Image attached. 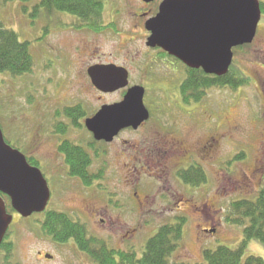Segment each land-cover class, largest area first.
I'll return each mask as SVG.
<instances>
[{
    "label": "rangeland",
    "instance_id": "rangeland-1",
    "mask_svg": "<svg viewBox=\"0 0 264 264\" xmlns=\"http://www.w3.org/2000/svg\"><path fill=\"white\" fill-rule=\"evenodd\" d=\"M138 6V0H107L104 17L109 18L111 8L124 11ZM34 10L33 7L28 11L23 10L20 0H0V19L17 32L22 41L29 42L34 60L33 68L26 74H1L0 126L12 147L27 157L30 155L42 161V172L53 190L49 206L60 209L58 200L62 184L70 176L54 170L61 167L57 154L59 136L53 134L56 111L80 102L86 108L84 101L97 106L120 99L119 92L108 96L98 94L87 75V68L99 61L123 63L133 70V80L140 81L144 70L139 69L142 65L130 63L129 51L134 46L132 54L136 50L139 57L146 58L142 50L145 38L135 39L132 46L127 42L136 37L128 36L130 33H127L128 26L125 24L119 26L125 32L122 36L108 27L96 36L97 32L74 26L73 16L67 13L55 12L48 16L42 11L38 16ZM124 18L128 19L127 15ZM262 24L256 41L250 46L240 47L234 59L235 70H241L250 78V82L236 90L210 89L200 100L193 96L194 100L190 102L193 104L187 108L191 118L185 120L183 132L178 135L184 141L189 139L190 147L202 146V157L197 155V158L202 162L208 179L202 185V206L182 205L178 208L176 204L155 203L146 207L144 210L149 208L153 211L147 212L139 225L140 240L135 245L138 254L144 251L147 241L162 225L175 223L178 215L185 216L187 223L183 244L173 255L174 260L198 263L204 260L203 251L206 249L221 245L237 248L242 242L244 227L227 218L232 201L242 197L252 199L264 188V17ZM148 84L145 103L153 112L152 119H169L171 112L164 105H170L169 95L174 89L167 88V83ZM60 119L64 120L65 117ZM152 130L148 129L147 137L153 136ZM66 134L77 141L88 138L80 128L71 127ZM117 147L118 143L109 145L110 157L106 163L114 173L120 172L126 161L115 154ZM125 147L129 149L131 146ZM242 152L246 153L245 159L236 162L235 156ZM173 178L169 176L170 182L182 192L184 189ZM117 183L124 181L120 179ZM67 196L60 199L65 205L78 203ZM120 204L123 205L124 215L130 214L131 208L135 207L128 200ZM212 225L215 231L206 229ZM15 228L13 226L12 229ZM18 235L15 238L14 257L9 262L5 259V252L1 251L0 264H61L64 260L65 257L51 241L31 236L22 227ZM39 250L54 253L57 259L43 262L38 258ZM246 255L264 258V245L256 240L250 241Z\"/></svg>",
    "mask_w": 264,
    "mask_h": 264
},
{
    "label": "flooded vegetation",
    "instance_id": "flooded-vegetation-1",
    "mask_svg": "<svg viewBox=\"0 0 264 264\" xmlns=\"http://www.w3.org/2000/svg\"><path fill=\"white\" fill-rule=\"evenodd\" d=\"M164 1L138 0L139 6L137 8L129 7L126 9L127 11L120 8H111L112 14L107 19L103 14L102 25L115 30L118 36L125 34L119 26L124 24L128 26L127 33H130L128 36L136 37L127 42L131 43L132 46L140 37L145 38V45H143L142 50L146 53V58L139 57L136 50L132 54L134 46L129 51L131 53L129 55L130 63L142 65L139 69L144 70V75H142L140 81H134L133 70L126 64L113 61L93 63L92 65L117 64L125 67L129 72V85L127 88L104 92L98 89L89 77L88 68L92 65L87 68V75L98 94L108 96L119 92L121 98L97 106L89 105L84 101L87 104L86 108L83 106L84 103L80 102L56 111L57 113L68 107H79L76 109V116L73 117L64 113L55 114L54 127L56 128L58 124H64L66 130L71 127L80 128L85 131L88 138L85 141H77L67 136L66 131L64 133L56 132V129L53 131V134L57 133L59 136L57 154L60 156L58 164L61 166L54 170L60 174L70 176V179L68 178L62 184L58 200L60 209L49 206L53 198V190L49 185L50 199L43 211L34 212L30 216L23 217L16 210H11L8 207V212L13 216L5 236L6 241L9 243L15 244V238L19 236L18 230L22 227L31 236L51 241L65 257L61 264H141L144 251L138 254L135 245L137 246L140 240V223L147 212L153 211L149 208L144 210L146 207L155 203L161 205L176 204L178 208H181L182 205L202 206V182L198 184L199 181L194 179L192 183H189L187 179L182 177L185 174L192 176V173L201 171L202 162L197 158V155L200 158L202 157V146L198 148L190 147L189 139L184 141L178 137L183 132L182 126L185 120L191 118L187 114V108L193 104L185 101L183 83L191 74L199 75L202 79V68H192L176 54L166 51L160 46L152 47L148 45L151 32L148 30L146 23L149 19L158 15ZM259 2L261 19L257 27V34L263 26L262 20L264 17V0H259ZM126 15L128 19L124 18ZM105 30L94 33L99 36ZM256 37L252 43L242 47L252 45L256 41ZM236 52L237 48L234 49V59L236 58ZM154 75H156V81H154ZM148 82L167 83V88L174 89L169 95L168 103L170 105H164V107L169 108L171 117L166 120H153V112L145 103L150 113L148 120L138 127L129 126L121 129L111 140H97L94 134L87 129L86 120L96 115L103 105L114 104L123 100L128 89L135 85L145 88V102L149 90ZM157 91L160 92L159 89ZM60 117H65V119L62 120ZM149 128H153L152 137L146 136ZM126 133L130 135L124 136ZM134 134L137 135L133 137ZM66 140L74 146L83 147L90 156L91 163L80 169L79 173L76 171L74 173L67 162L66 152L60 149ZM116 143H118V147L115 154L123 157L126 161L124 162V168L121 169L122 172L114 173L112 169L106 166V163L110 157L108 153L109 145ZM125 146L130 148L126 149ZM29 157L31 156L27 157L28 161ZM36 161H38V167L40 166L41 169L42 161L37 159ZM95 161H98V163ZM192 166L195 168H191ZM169 176L174 177L173 181L184 189L182 192L170 182ZM120 179L124 183H117V180ZM65 195H68L69 200L75 199L78 203L70 206L65 205L60 200ZM127 200L135 207L131 208L130 214L124 215L122 212L123 205L120 202H127ZM55 223L57 224L55 225ZM80 225L84 229L81 235L79 234ZM13 226L17 229H12ZM206 229L209 231L216 230L213 225ZM37 255L41 261L47 263L54 262L57 259V256L49 251L39 250Z\"/></svg>",
    "mask_w": 264,
    "mask_h": 264
},
{
    "label": "water",
    "instance_id": "water-1",
    "mask_svg": "<svg viewBox=\"0 0 264 264\" xmlns=\"http://www.w3.org/2000/svg\"><path fill=\"white\" fill-rule=\"evenodd\" d=\"M260 19L258 0H165L158 15L146 23L151 32L148 45L176 54L190 67L223 76L232 65L233 48L254 40ZM88 73L104 92L129 84L127 69L115 64L93 65ZM144 94V87H131L121 102L103 105L88 118L87 128L97 140H111L125 127H138L149 118ZM0 192L8 195L12 207L25 217L43 211L50 199L41 170L7 144L1 126ZM12 220L0 196V246Z\"/></svg>",
    "mask_w": 264,
    "mask_h": 264
},
{
    "label": "trees",
    "instance_id": "trees-1",
    "mask_svg": "<svg viewBox=\"0 0 264 264\" xmlns=\"http://www.w3.org/2000/svg\"><path fill=\"white\" fill-rule=\"evenodd\" d=\"M107 0H20L23 10L28 11L33 7L35 14L40 16L44 11L51 16L55 12L67 13L73 16L74 26L80 29H90L94 32H102L108 26L102 25L105 3ZM40 12V13H39ZM34 14V15H35ZM34 60L30 50L29 42L22 41L19 34L8 28L0 19V76L2 73H10L19 76L30 72ZM233 64L230 71L223 76L208 74L202 69V79L199 75L191 74L183 83L185 101L191 102L193 96L204 98L210 89L230 88L236 90L250 82V78L241 70H235ZM190 92V93H189ZM194 100V99H193ZM197 102V100H196ZM76 108H65L62 112L68 116H76ZM64 124L56 125V132L66 131ZM60 149L66 152L67 162L71 169L79 173L91 163L90 156L81 146H74L70 141H64ZM246 153H238L236 162L244 160ZM33 165L38 166V161L30 158ZM191 168H195L192 166ZM183 178L192 183L196 179L198 184H206L208 181L206 170L202 167L200 172L185 174ZM189 177V178H188ZM175 223L162 225L157 233L146 243L141 264H264V258L255 255H246L248 243L256 240L264 245V188L260 189L254 198L242 197L230 203L228 220L234 224L243 226V240L237 248L221 245L215 249L203 251L204 260L191 263L183 260H174L173 255L182 246L185 234L187 218L176 217ZM57 223H55L56 225ZM212 227V226H211ZM83 226H79V234L83 232ZM7 239V238H6ZM82 243V240H81ZM14 244L4 240L1 250L5 252V259L14 257Z\"/></svg>",
    "mask_w": 264,
    "mask_h": 264
}]
</instances>
